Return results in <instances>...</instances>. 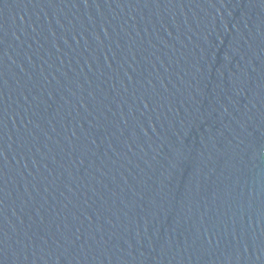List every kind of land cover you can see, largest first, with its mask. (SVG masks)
Masks as SVG:
<instances>
[{"label": "water", "instance_id": "water-1", "mask_svg": "<svg viewBox=\"0 0 264 264\" xmlns=\"http://www.w3.org/2000/svg\"><path fill=\"white\" fill-rule=\"evenodd\" d=\"M0 264H264V0H0Z\"/></svg>", "mask_w": 264, "mask_h": 264}]
</instances>
